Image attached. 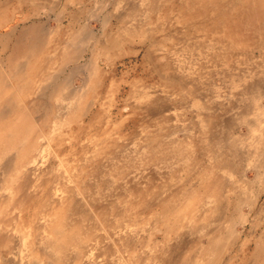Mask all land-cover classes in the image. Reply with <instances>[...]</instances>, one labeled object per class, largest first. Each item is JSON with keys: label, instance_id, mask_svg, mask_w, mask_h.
<instances>
[{"label": "rangeland", "instance_id": "rangeland-1", "mask_svg": "<svg viewBox=\"0 0 264 264\" xmlns=\"http://www.w3.org/2000/svg\"><path fill=\"white\" fill-rule=\"evenodd\" d=\"M29 1L0 0V9L5 13L3 18H0L2 21L9 20L16 15L15 21L0 30V40L9 34V38H6L8 40L0 41V90L3 89L5 81L10 83L14 80L15 89L17 92L20 90V96L28 108L26 112L29 114L25 116L23 125L29 126L31 122H35L36 126L39 124L36 128L40 130L41 135L50 134L59 112L64 111L62 106L71 103V99L78 98L85 102L82 111L89 113L83 114L82 112V116L79 115L71 126L62 128L66 133V138L62 142L63 148L59 149V152L61 156L63 155L62 157H67L65 160L71 161L73 166L82 164L88 157L90 160L96 147L101 149L103 147L105 155L98 157V160L95 159L93 162H97L98 165L101 162L103 165L105 162L112 163L114 157H120L118 145L132 147L131 150H133L132 144L135 140L140 147L152 141L156 144L154 154L157 155L159 141H163L167 146L172 137L184 140L187 136L194 141L193 146L190 145V149H194L196 154H202L201 157L198 155L202 161H208L214 152L221 154L225 152L224 145L228 134L234 133L245 137L249 132L251 133V127L254 126L258 115L262 117L261 112L258 115L254 112H245L246 107L243 106L261 100L260 106L264 108V55H262L264 54V19L258 18L260 13L264 12V0H214L215 5L217 2L221 5L222 15L225 16L224 20L217 23L216 32L208 30L207 37L203 39V33L206 30L201 32L194 29L190 34V31L185 30L186 23L183 20L180 30L174 32L173 29L168 28L177 39L174 37L173 41H169V45L164 44L163 47L166 49H160L159 53L156 49L160 47V43L153 46L149 39L150 36L142 38L128 33L126 25L130 23L127 19L129 15L124 12L130 7L134 8L133 6L137 4L139 7L135 8L139 11V14L136 13L138 17L146 16L148 22L157 23L160 18L158 7L163 8L162 18H173L175 14L169 10L172 6L176 7L175 10L179 9V0H172V2L169 0H34V3ZM197 8L199 9V7ZM175 12L182 15L178 11ZM186 15L184 14V18ZM13 26H15L14 29H12ZM211 28L215 30V26L212 25ZM10 32L12 33L10 34ZM1 33L4 34L1 35ZM5 33L8 34L5 35ZM156 34L155 36L160 40L161 32ZM210 40L219 41L215 45V52L212 54L210 49L208 53L211 55L210 61L202 60L201 66H197L196 73L193 75L190 76L187 72L188 76L182 80L179 75L171 77L170 73L175 69L169 70L170 76L166 70H163L166 58L171 57L174 60V56L175 59L183 56L188 61H194L189 59L198 52L194 43L197 41L198 46L201 45L206 53L208 46L204 47V41L207 45ZM233 41L236 42V45H232ZM32 42L37 44L34 47H28ZM20 45L22 48L28 45V48L22 49V56L17 57L16 50ZM187 45L195 46L196 51L188 49ZM12 51L14 60L21 62L20 65L24 62L32 64L38 61L39 66L34 68L30 65V69L24 73L25 75L19 74V76L24 75L23 81L15 78V66L11 67L8 62ZM55 53L56 55L50 58ZM27 67L29 66L26 65V69H28ZM26 69L25 71H27ZM5 71L10 75V78L5 77ZM98 79L101 82L98 83ZM112 82L114 85L116 84V87L113 88L114 92L112 91L115 94L113 97L112 93L113 100L109 97L108 90ZM22 86L24 87L23 91H21ZM141 88L157 92L158 100L154 98L152 104L150 103L151 107L150 104L148 107L142 106L141 109L134 107L135 95H138L136 92H142ZM160 89H163V93ZM200 97H202V103L193 104ZM92 102L94 105H91ZM212 113L221 118L217 124L213 119L212 121L208 120L209 114ZM200 119L205 120L204 127L200 126L202 123ZM109 120L112 123H109ZM181 128L187 130L184 131ZM229 129H232L233 132ZM188 130L190 133L187 132L186 135L185 132ZM200 130L201 132H199ZM174 131L177 132L172 134ZM116 133L122 137L118 142L112 139ZM40 134L37 136H41ZM44 141L47 143L46 139ZM57 145L59 144L56 141L53 142L54 148ZM182 147L186 146L182 143ZM164 148L168 149V147ZM201 148H205V150ZM185 151L186 148H184ZM156 155L155 157H157ZM262 159L263 162L264 157ZM236 162L238 166L240 165V169L235 173L236 181L239 180L237 181L239 198L236 199L249 200L252 197L256 198V202L254 208L251 209L248 204L238 205L236 199H233L231 207L227 206L226 200L223 201L221 214L217 218L222 222L225 221V212L230 209L229 213L235 217L236 230L241 234H239L240 241L237 246L225 253L220 264H253L255 263L253 252L258 247L261 248V244L264 242V163L263 167L259 166L261 169L256 165L246 168L247 161L244 156L237 159ZM243 168L246 170L244 171ZM155 170L154 168L151 176L157 172ZM162 175L166 177L164 171ZM244 175L246 179L242 177ZM90 176L94 178L97 177V174L91 172ZM102 188L106 192L105 198L109 202L114 200L112 196L117 191L120 195L117 198L122 201V205H125L120 208L128 207L127 210H130L129 214L124 216L126 219H121V221H131L138 225L139 229L154 228L155 212L160 207L148 206V196L128 200L115 189V186L108 189L107 182L102 183ZM27 191L28 188L25 187V190L17 194L15 200L16 205L19 206L21 203L22 207L23 204L22 209L26 211L24 218L26 223L30 222L33 211L41 202L34 197L36 195L28 194ZM238 202L240 201L238 200ZM242 214L246 216L245 220ZM190 221L189 217L186 218L184 225L187 227L191 224L196 231L200 229L201 224L209 225L210 223V220L204 222L196 220L193 223ZM159 226V228L162 227ZM175 229L177 227L172 230V239L177 238ZM147 232L145 230V233ZM153 234V241H148L149 233H147L142 235V241L138 243L139 246H136L138 247L136 254L140 260L141 256H145L146 249L144 248L147 245L153 246L157 244L156 242L163 241L162 232L157 230V233L153 231ZM194 238L189 240L190 246H185V248L196 251L191 254L188 264H198V262L209 264L208 255L204 254L207 256L204 260L197 257L196 253L200 246L198 241H194ZM202 240L206 242V238ZM128 252L130 253V251Z\"/></svg>", "mask_w": 264, "mask_h": 264}, {"label": "bare ground", "instance_id": "bare-ground-1", "mask_svg": "<svg viewBox=\"0 0 264 264\" xmlns=\"http://www.w3.org/2000/svg\"><path fill=\"white\" fill-rule=\"evenodd\" d=\"M179 1V9L175 10L176 7L172 6L169 10V12L175 14L173 15L174 19L170 17L162 18L161 12L163 8L158 7L160 18L157 23L148 22L146 16L138 17L136 15V13L139 14L137 9L139 6L137 4L133 6L134 8H128L124 12L129 15L127 19L130 21L126 25V30L132 36L142 38L150 36L149 39L153 46L160 43V47L156 50L161 52L160 49H166L163 47L164 44L169 45V41H173L175 37V34L168 28L173 29L174 32L178 29L180 30L183 20L186 23L185 30L190 31V34H192L194 29L201 32L206 30L203 33V39L207 37L206 32L208 30H213V33L216 32L217 23L224 20L225 16L222 15V7L218 2L215 5L214 0ZM29 2L34 3V0ZM169 2H172V0H169ZM143 3L144 1L142 5ZM214 5L215 7H213ZM175 11L182 13L183 16ZM184 14H187L186 18H184ZM260 14L258 18L264 19V12ZM4 15L5 13L0 9V18H3ZM123 19L125 20V18ZM15 20L16 15L9 20L2 21L0 19V30ZM211 24L213 27L215 26V30L211 28ZM14 28L15 26L12 29ZM158 32L162 34L160 40L156 37ZM7 34L5 33V35ZM8 35L1 40H8L6 39L9 38ZM175 38L177 39V37ZM202 38L201 40H203ZM204 42V47L208 46L206 53H204L201 45L198 46L196 41L194 45L198 48V52L194 53L195 56L189 58L194 61H188L183 56L176 59L174 56V60L171 57L169 59L166 58L163 70H166L168 74L171 68L175 69V71L170 73L171 77L179 75L182 80L188 76L187 72H189L190 76L196 73L195 70H197L198 65L201 66L203 61H210L211 55L208 53L211 49L213 54L216 49L215 45L217 42L219 43V41L210 40L206 45V41ZM36 44L32 42L27 46L34 47ZM188 45V49L196 51L195 46L189 47ZM232 45H236V42L233 41ZM27 46L25 45L23 48L21 45L19 46L20 49L16 50L17 57L22 56V49L25 50L28 48ZM13 53L12 51L8 62L11 67L15 66V71L17 72V74L16 72L14 74L15 78L23 81L24 73L28 72L30 65L35 68L39 66L38 61L32 64L24 62L20 65L21 62L14 60ZM55 55L56 53L52 54L50 58ZM26 65L29 66L27 67L28 69H26ZM6 71L5 77L8 79L10 75ZM19 74L24 75L19 76ZM170 75L168 74V76ZM13 81L10 83L5 81L3 89L0 90V264H188L190 256L195 250L192 251L185 248V246H188L189 240L194 237V241H198L200 246L196 253L197 257L204 260L207 257L205 255H208L209 264H220L225 253L237 246L241 232L236 230L235 217L229 213L230 209L227 208L228 210L225 212V221H220L217 216L221 214L224 200L227 201V206L231 207L233 199L239 198L237 195V181L239 180L236 181L235 173L240 169V165H237L236 160L244 156L247 161L246 168L252 165L263 167L264 108L260 106L261 100L255 98L257 100L256 102L253 100L255 103L243 106L246 107L245 112L247 113L254 112L257 115L260 112L262 113L260 114L262 117L258 115V118L255 119L254 126L250 130L251 133L249 132L245 137L234 133L228 134L224 145L225 152L222 154L214 152L208 161H202L200 158L202 154H196L194 149H190V145L194 144V141L187 136L184 140L172 137L167 146L163 141H159L157 155L154 154L156 144L152 141L140 147L136 144L137 140H135L132 144L133 150H131L132 147L118 145L120 147V157H114L112 163L105 162L103 165H101V162H99V165L97 162H93L98 157L105 155L104 150H102L103 147L102 149L96 147L93 153L94 158L92 156L89 160L88 157L82 164L73 166L71 161L67 162L65 160L67 157H62L63 155L61 156L59 152V149L63 148L62 142L66 138V133L62 128L71 126L79 115L82 116L85 102L74 98L71 99L72 102L68 105H61L64 111L59 112L52 131L50 134L41 135L40 130L36 128L39 124L36 126L35 122H31L29 126L23 125L25 116L29 114L26 112L28 108L23 102L24 99L20 96V90L17 92V89H15L16 86ZM97 81L98 83L101 82L99 79ZM245 84L247 85V82ZM114 87H116V84L114 85L112 82V85L108 88L111 100H113L115 95L113 93ZM191 88L193 89V86ZM23 90L24 87L22 86L21 91ZM140 90L143 91L136 92L138 95H135L136 100L133 105L135 108L141 109L143 108L142 106L148 107L150 103L152 104L157 92L144 90L143 88ZM160 91L163 93V89H160ZM197 91L199 92L200 90ZM165 94L168 95V93ZM156 99L158 100V98ZM201 103L202 97L198 101L195 100L193 102L196 105ZM151 104L150 107L152 106ZM91 105H94V103L92 102ZM84 113L88 114L89 112L84 111ZM212 119L216 124L217 121H221V118L213 115V113L209 114L208 120L212 121ZM205 120L200 119L202 121L201 127L206 125ZM108 122L112 123L111 120ZM117 127L119 126L117 125ZM181 129L187 130L186 128ZM189 131L185 132L186 135ZM176 132L174 131L172 134ZM38 134L41 136H37ZM115 135L114 138L111 135L113 141H120L119 139L122 137L118 133ZM192 137L194 138V136ZM45 139L47 143H45ZM55 141L59 144L57 146L60 147H53V142ZM182 143L186 146L184 147L186 148L185 152ZM164 147H168V149ZM140 148L142 149L139 151L138 149ZM238 164L240 163L238 162ZM152 165L154 166L152 167ZM154 168L157 172L153 174L154 176H151ZM163 171L166 173V177L162 175ZM262 171L261 173H263ZM91 172H95L97 177H91ZM242 177L245 178V175ZM104 182H107L108 189L115 186V189L120 191L128 200L135 197L148 196V206L160 207L155 212L154 228H149L150 231L146 227L139 229L138 225L131 221H121V219H126L124 216L129 214L130 210H127L128 207L120 208L125 205H122V201L117 198L120 197L117 191L112 196L114 200L109 202L105 198L106 192L102 188V183ZM25 187L28 188V194L36 195L34 197L41 201L33 211V217L28 223L24 219L26 211L22 209L23 204L21 207V203L19 206L15 203L17 194L25 190ZM238 200L236 199L238 205L248 204L251 209L254 208V203L256 202V198L252 197L249 200ZM134 211L136 212V210ZM28 212L31 213L30 210ZM242 216L245 220L246 216L244 214ZM188 217L191 220L190 223L196 220L201 222L210 220V223L208 222L209 225L201 224L200 229L196 231L191 224L187 227L184 225ZM159 225L162 227L159 228ZM176 227L177 238L172 239V230ZM145 230L149 233L148 241L154 240L153 231L157 233L158 230L164 236L162 242L158 241L153 246L147 245L144 248L146 249L145 256H143L144 258L141 256L142 259L140 260L138 254H136L138 248L136 246L142 241V235L147 234ZM203 238H206V242L202 240ZM243 244L246 243L243 242ZM261 246V248L258 247L253 252L255 258V263L253 264H264V242ZM227 260L229 261V259ZM198 264L201 263L198 262Z\"/></svg>", "mask_w": 264, "mask_h": 264}]
</instances>
